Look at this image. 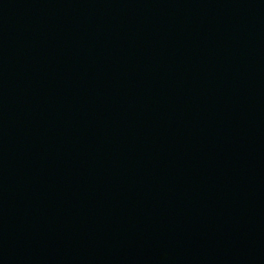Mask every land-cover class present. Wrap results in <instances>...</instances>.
<instances>
[{
  "label": "water",
  "instance_id": "1",
  "mask_svg": "<svg viewBox=\"0 0 264 264\" xmlns=\"http://www.w3.org/2000/svg\"><path fill=\"white\" fill-rule=\"evenodd\" d=\"M0 264H264V0H0Z\"/></svg>",
  "mask_w": 264,
  "mask_h": 264
}]
</instances>
